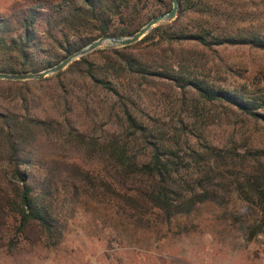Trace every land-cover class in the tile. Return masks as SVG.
<instances>
[{"label": "trees", "instance_id": "trees-1", "mask_svg": "<svg viewBox=\"0 0 264 264\" xmlns=\"http://www.w3.org/2000/svg\"><path fill=\"white\" fill-rule=\"evenodd\" d=\"M232 1L178 0L175 18L153 27L150 35L130 45L94 50L102 54L100 62L89 61L87 54L56 72L58 76L70 68L80 70L94 89L112 99L108 111L114 114L118 108L120 115L115 116L127 123L130 138L113 131L90 135L80 119L97 116V104L79 96L75 104L65 99L60 115H34L23 97L17 108L0 102V163L7 168L0 176V189H9L0 209L8 208L14 233L36 228L46 244L51 245L53 239V244L58 243L64 223L56 203L61 187H70L74 195L86 192L114 199L118 208L140 223L169 224L209 203L225 209L235 194L259 214V220L248 225L247 239L264 234V149H251L246 143H211L206 125H194L195 105L192 100L186 104L185 94L197 95L210 105L235 108L255 120H264V114L255 110L254 100L213 88L198 76L196 72L205 65L203 52L173 46L191 42L207 49L223 44L264 49V34L243 33L235 26L229 8ZM171 6L172 0H35L13 7L0 13V72L45 69L61 59L37 64L33 59L38 52L61 49L63 59L99 36L130 35L141 28L137 20L143 15L147 22ZM132 24L136 25L132 28ZM145 41L150 42L140 47ZM155 83L165 90H180L182 106L189 114V120L181 119V125L170 127L168 138L156 133L164 126L163 120L158 126L144 125L133 110L134 86L153 87ZM139 139L147 143V152L142 154L135 151ZM57 147L74 158L49 159L46 153ZM147 214L153 219H144ZM13 239L9 249L16 246Z\"/></svg>", "mask_w": 264, "mask_h": 264}, {"label": "rangeland", "instance_id": "rangeland-1", "mask_svg": "<svg viewBox=\"0 0 264 264\" xmlns=\"http://www.w3.org/2000/svg\"><path fill=\"white\" fill-rule=\"evenodd\" d=\"M32 1L35 0H0V13ZM47 1L54 3L58 0ZM229 8L235 15L233 23L241 28V32L264 34V0H233ZM161 13L164 12L157 14ZM137 22L143 26L146 15ZM167 22L161 21L153 27L164 26ZM151 29L146 34L153 33ZM92 34L89 37L92 38ZM158 34L155 33V40ZM149 42H142L139 46ZM106 46L103 44L97 49ZM173 46L193 47L203 52L205 65L196 72L198 76L213 88H224L254 100L255 110L264 114L263 48L223 44L207 49L191 42L173 43ZM63 52L48 48L38 52L33 61L37 64L54 62L62 59ZM92 52L86 54L89 61H102L100 52ZM55 74L45 76L47 80L1 82L2 106L17 108L23 97L34 115H60L64 100L75 104L80 101L79 96L97 104V116L80 119L81 126L90 135L101 136L113 131L123 139L131 137V129L124 119L119 120L115 116V113L120 115L118 108L113 109L114 114L108 111L112 99L94 89L80 70L70 68L58 76ZM134 88L137 94L133 97V110L142 124L158 126L164 122L156 132L159 137L168 138L170 127L181 125V119L189 120L187 107L182 106L180 90H165L159 83L153 87L138 84ZM189 100L195 105L191 113V118L196 120L194 125H206V137L211 143L220 146L246 143L251 149H264L263 119L255 120L229 106L207 104L197 95L187 93L186 104ZM146 145L145 140H137L135 151L140 154L147 152ZM52 150L46 153L49 159L74 158L61 147ZM6 171L5 165L0 163V176ZM32 171L36 169L32 168ZM1 188L0 207L5 200L3 196L9 192L4 186ZM56 205L61 209L64 228L59 242L53 244V239L51 245L46 244L45 236L36 228L14 233L15 222L7 214L8 208L0 209V264H264V234L247 239L248 225L259 220L258 211L235 194L225 209L217 204H204L192 214L178 216L169 224L136 222L118 208L114 199L86 192L74 195L70 187H61ZM146 217L153 219L150 214L144 219ZM13 237L16 246L9 249L8 242Z\"/></svg>", "mask_w": 264, "mask_h": 264}, {"label": "water", "instance_id": "water-1", "mask_svg": "<svg viewBox=\"0 0 264 264\" xmlns=\"http://www.w3.org/2000/svg\"><path fill=\"white\" fill-rule=\"evenodd\" d=\"M178 7V0H172L171 9L167 12L154 15L151 17L141 28H139L136 32L127 35V36H118V35H102L89 42L85 46L77 49L73 53L61 59L56 64L42 69L36 72H15V73H1L0 79L5 80H26V79H40L48 74L56 73L59 70L63 69L66 65L71 63L72 61L78 59L81 56H84L101 45L106 44L110 46H126L130 45L139 39H141L154 25L161 21H170L175 18Z\"/></svg>", "mask_w": 264, "mask_h": 264}]
</instances>
